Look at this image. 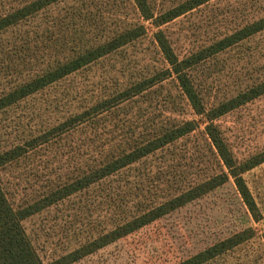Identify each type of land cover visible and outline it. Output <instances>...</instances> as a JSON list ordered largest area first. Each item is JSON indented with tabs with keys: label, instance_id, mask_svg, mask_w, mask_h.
Returning <instances> with one entry per match:
<instances>
[{
	"label": "rangeland",
	"instance_id": "obj_1",
	"mask_svg": "<svg viewBox=\"0 0 264 264\" xmlns=\"http://www.w3.org/2000/svg\"><path fill=\"white\" fill-rule=\"evenodd\" d=\"M150 1L154 13L158 14L180 0ZM62 4L0 34V88L9 86L16 79L8 69L19 47V43L15 44L16 36L34 25L49 23L52 17L70 7L82 9L81 18H74V31L81 27L87 38L121 28L125 23H139L146 30V37L139 43L93 70L86 88L90 94L101 93L103 89L107 94L113 93L128 81L166 67L153 44V34L157 31L165 35L181 60L264 16V0H213L155 28L151 22L141 21L133 13L129 0H68ZM18 69L24 73V67L19 65ZM192 75L207 105L222 102L247 84L264 80V31L199 64L192 70ZM71 91H74V81H67L55 90L22 103L15 113L0 116V150L15 136L19 138L21 135V128L16 129L12 123L14 114L21 118L23 129L27 123L28 127L35 129L41 125H55L65 112L74 109V97H62ZM111 117V124L122 125L128 133L132 129L138 133L140 128L152 122L169 123L172 119L193 120L198 124L194 133L147 158L120 178L131 181L134 177H141L140 188L150 191L145 197L146 202L160 199L177 183H191L219 169L214 151L203 134V119L193 115L181 99L173 78L156 87L149 97ZM3 124L8 126L4 128ZM215 124L237 161L264 157V95L225 115ZM104 132L107 133L106 139H111L109 132L113 130L110 125L103 130V136ZM73 170L74 139L64 140L42 147L31 156L1 169L0 184L10 203L18 206L35 198L51 183L70 177ZM242 177L261 221L252 219L229 179L225 185L202 198L72 264H176L247 228L254 231L253 239L206 264H264V162ZM127 201L131 205L137 200ZM78 202L72 197L22 222L44 264L66 255L77 246L84 230L104 222L103 212L95 210L91 215L90 212H81L75 216L79 217L75 222L74 207Z\"/></svg>",
	"mask_w": 264,
	"mask_h": 264
},
{
	"label": "trees",
	"instance_id": "obj_2",
	"mask_svg": "<svg viewBox=\"0 0 264 264\" xmlns=\"http://www.w3.org/2000/svg\"><path fill=\"white\" fill-rule=\"evenodd\" d=\"M66 1L0 0V34ZM211 1L180 0L158 14L154 13L150 0H129V3L141 21L151 22L155 28H160ZM81 16L82 9L70 7L52 17L49 23L34 25L16 36L15 44L19 43V47L13 63L8 67L16 79L9 86L0 88V116L15 113L22 103L55 90L67 81H74V91L62 97H74V109L65 112L55 125H41L37 129L28 127L29 123L23 129L21 118H16L14 114L12 123L22 132L19 138L15 136L10 144L1 148L0 170L49 144L73 139L74 170L70 177L51 183L35 198L18 206L10 203L0 184V264H44L26 235L22 222L72 197L74 201H80L74 207L75 222L79 220L76 215L83 211L91 215L94 210L103 212L104 222L84 230L73 250L49 264L77 263L213 192L229 179L233 181L252 219L261 221L262 217L242 176L262 164L264 157L237 161L215 122L264 95V80L247 84L222 102L207 105L195 85L192 70L263 32L264 16L221 36L208 47L181 60L165 35L157 31L153 34V44L166 67L149 76L128 81L113 93L107 94L103 89L96 95L86 91L93 70L139 43L146 37V30L139 23H125L121 28L102 31L87 38L81 27L74 31V18ZM14 60L17 62L14 63ZM19 65L24 67V73L19 71ZM172 78L192 114L203 119V134L214 151L219 169L191 183H177L160 199L146 202L145 197L150 191L140 188L141 177H134L131 181L120 178L147 158L194 133L198 124L193 120L172 119L169 123L152 122L140 128L138 133L134 129L128 133L122 125L111 124L109 118L138 100L149 97L156 87ZM5 124L2 125L4 128L8 126ZM109 125L113 132H109L111 139H106L107 133L104 132V136L102 133ZM127 200L137 201L128 205ZM253 238L254 231L247 228L176 264H206ZM262 240L264 242V234Z\"/></svg>",
	"mask_w": 264,
	"mask_h": 264
}]
</instances>
